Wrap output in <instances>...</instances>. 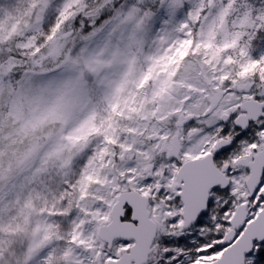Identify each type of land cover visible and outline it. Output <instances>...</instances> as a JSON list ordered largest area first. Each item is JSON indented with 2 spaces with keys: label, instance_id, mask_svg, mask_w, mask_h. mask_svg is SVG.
<instances>
[{
  "label": "snow or ice",
  "instance_id": "obj_1",
  "mask_svg": "<svg viewBox=\"0 0 264 264\" xmlns=\"http://www.w3.org/2000/svg\"><path fill=\"white\" fill-rule=\"evenodd\" d=\"M0 264H264V0H0Z\"/></svg>",
  "mask_w": 264,
  "mask_h": 264
}]
</instances>
